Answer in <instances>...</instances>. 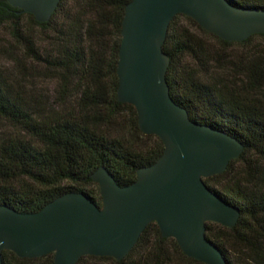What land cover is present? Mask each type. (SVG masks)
<instances>
[{"label": "trees", "instance_id": "16d2710c", "mask_svg": "<svg viewBox=\"0 0 264 264\" xmlns=\"http://www.w3.org/2000/svg\"><path fill=\"white\" fill-rule=\"evenodd\" d=\"M131 1L61 0L52 18L40 22L9 0H0V27L6 25L24 47L26 58L42 64L62 87L58 100L49 105L38 100L26 83L0 71V119L17 130L0 140V206L36 212L72 191L102 205L100 185L92 178L97 169L105 167L121 185H129L139 168L163 154V140L145 134L137 108L118 97L123 19ZM229 1L264 11V0ZM197 29L222 44H233L194 18L177 14L164 45L171 57L167 72L171 95L191 119L244 145L241 156L224 173L205 178L240 210V218L234 227L208 222L207 235L228 264H264V101L254 94L264 86V58L242 65L238 74L242 82L233 79L235 75L218 78L211 71L215 53ZM39 33L47 46L38 45ZM256 37L264 34L252 35L244 43ZM70 88L77 89L78 97L70 98ZM127 122L134 130L132 137L125 131ZM240 163L243 170H238ZM3 259L4 264H56L54 252L23 258L5 250ZM77 264L207 263L189 257L175 238L163 236L154 221L124 259L86 255Z\"/></svg>", "mask_w": 264, "mask_h": 264}, {"label": "water", "instance_id": "95a60500", "mask_svg": "<svg viewBox=\"0 0 264 264\" xmlns=\"http://www.w3.org/2000/svg\"><path fill=\"white\" fill-rule=\"evenodd\" d=\"M40 22L49 21L61 0H9ZM194 18L226 41L264 34V11L229 0H132L123 19L118 97L133 104L145 134L159 136L164 152L121 185L100 167L102 205L78 191L65 193L36 212L0 206V264L3 252L36 258L55 253L56 264H77L86 255L124 259L146 227L157 222L164 237L175 238L191 258L228 264L208 237V222L234 227L240 210L218 195L205 178L224 173L244 145L231 135L191 119L172 97L167 80L171 57L164 51L177 14Z\"/></svg>", "mask_w": 264, "mask_h": 264}, {"label": "rangeland", "instance_id": "374dc122", "mask_svg": "<svg viewBox=\"0 0 264 264\" xmlns=\"http://www.w3.org/2000/svg\"><path fill=\"white\" fill-rule=\"evenodd\" d=\"M197 33L208 44L212 52L215 53L211 61V71L218 78L225 75L228 78H232V75H235L236 78L233 77V79L241 81L243 77H239L238 74L242 65L249 64L256 57L261 56L264 58V38L262 37H256L249 43H244V40L232 41L233 44L225 45L199 29H197ZM38 39L40 47L48 45V42L44 40L43 35L40 33ZM19 59H21L22 63L19 62ZM0 71L5 72L6 75L13 79L16 78L23 81L33 88L35 97L42 103L53 104L62 93L59 80L52 78L42 64L26 58L24 47L11 36L10 29L6 25L0 27ZM254 94L264 101V86ZM69 95L71 99L78 97L77 89L70 88ZM127 118L130 119L129 116ZM130 126L131 123L127 122L125 131L128 132L129 137H132L134 130L132 128L130 130ZM16 132V128L10 122L0 119V140L4 134L6 137ZM237 167L238 170L244 169L242 163L238 164Z\"/></svg>", "mask_w": 264, "mask_h": 264}]
</instances>
